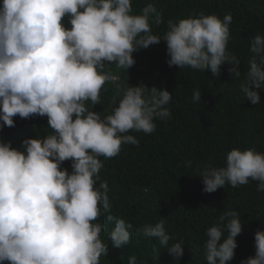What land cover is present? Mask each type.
Wrapping results in <instances>:
<instances>
[{"label": "clouds", "instance_id": "9594fccd", "mask_svg": "<svg viewBox=\"0 0 264 264\" xmlns=\"http://www.w3.org/2000/svg\"><path fill=\"white\" fill-rule=\"evenodd\" d=\"M150 19L161 24L162 13L148 3L133 14L132 0H2L0 128L14 127L16 116H40L47 117L50 131L25 138L20 149L0 141V264H100L109 251L100 236L105 222L99 218L105 215L113 225L111 246L130 243L132 225L111 214L108 182L99 176L101 157L117 156L122 144L138 145L130 131L153 133L154 120L170 118L172 95L128 84L110 114L94 112L86 102L99 104L102 87L114 79L106 66L127 72L136 62L133 52L163 40L170 67L209 70L216 77L227 64L244 97L253 105L261 102L264 35L251 40L253 59L241 79L240 61L227 49L231 14L223 20L203 12L170 19L163 38L152 34ZM192 102H202L200 90L192 92ZM65 161L71 172L61 167ZM197 176L205 193L250 179L264 192V152L233 148L224 166L204 164ZM138 231L180 261L183 241L170 243L163 219ZM241 231L239 212L224 210L220 223L205 232L207 264L231 261ZM254 248L241 264H264V230L256 231ZM127 264H137V257L129 256Z\"/></svg>", "mask_w": 264, "mask_h": 264}, {"label": "trees", "instance_id": "16d2710c", "mask_svg": "<svg viewBox=\"0 0 264 264\" xmlns=\"http://www.w3.org/2000/svg\"><path fill=\"white\" fill-rule=\"evenodd\" d=\"M148 3L162 13L161 24L149 21L152 34L161 38L170 19L175 22L203 12L223 20L231 14L227 49L239 59L243 78L253 59L251 40L255 34L264 35V0H132L133 14H139ZM63 23L70 27L67 17ZM166 48L163 40L146 49L139 48L133 52L136 62L127 72L115 65L106 66L105 71L111 72L114 79L102 87L99 104L86 102L90 110L107 115L128 84L143 83L149 89L155 86L172 95L166 106L171 116L154 120L153 133L130 131L128 134L139 141L138 145L122 144L117 156L101 157L99 176L100 181L108 182L111 214L132 228L130 243L117 249L109 239L113 225L106 222V215L99 218L105 222L101 239L109 246L108 254L100 257V264H127L132 255L137 257V264H207L205 232L220 223L224 210H237L240 214L238 247L227 264H241L254 256L255 233L264 230V192H258V182L250 179L245 185L233 188L226 184L205 193L202 178L197 175L204 164L224 166L226 155L233 148L264 152V89L259 90L261 102L253 105L240 91V81L229 73V65H221V74L216 77L209 70L170 67ZM194 90L201 91V103L192 102ZM13 119L14 127L0 128V141H10L17 149L25 138L44 136L50 131L47 117ZM61 167L71 172L70 161ZM161 219L172 237L170 243L183 241L180 261L160 247L155 238L138 231L142 225ZM153 245L158 251H153Z\"/></svg>", "mask_w": 264, "mask_h": 264}]
</instances>
